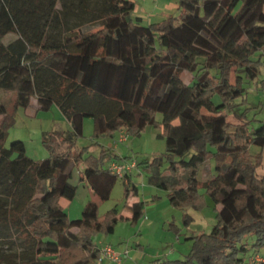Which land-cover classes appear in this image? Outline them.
Instances as JSON below:
<instances>
[{"label":"trees","instance_id":"obj_1","mask_svg":"<svg viewBox=\"0 0 264 264\" xmlns=\"http://www.w3.org/2000/svg\"><path fill=\"white\" fill-rule=\"evenodd\" d=\"M135 9L134 0H0V89L14 95L13 109L0 101V264L99 261L92 236L111 233L118 211L100 218L90 200L71 219L61 199L77 193L72 166L85 161L82 180L101 200L119 179L127 198L138 185L106 167L129 157L103 149L84 159L75 148L86 117L96 137L162 127L165 152L143 162L148 183L182 209L202 207L200 185L221 204L211 231L191 236L185 258L150 264H258L245 256L264 250L263 155L251 153L264 147V120L243 106L251 84L264 83V0H178V13L148 24ZM76 29L83 32L71 36ZM33 102L59 106L71 126L59 133L66 151L49 145L50 155L35 160L24 141L7 145L15 110ZM211 160L215 174L200 181ZM131 209L135 222L144 202Z\"/></svg>","mask_w":264,"mask_h":264},{"label":"rangeland","instance_id":"obj_2","mask_svg":"<svg viewBox=\"0 0 264 264\" xmlns=\"http://www.w3.org/2000/svg\"><path fill=\"white\" fill-rule=\"evenodd\" d=\"M136 9L134 16L143 18L145 24L161 21L170 14L178 13L174 5L166 7L170 0H134ZM175 0H172V2ZM166 7V8H165ZM164 14L161 11H164ZM85 29V30H84ZM88 31L87 28H83ZM82 29H76L65 34L74 36L82 33ZM14 37L9 33L6 41ZM264 77L262 73L261 78ZM188 80L190 75H186ZM246 103L243 109L249 106V118L264 120V87L253 82L247 93ZM14 95L12 92L0 89V101L5 102L13 109ZM35 101V99H34ZM15 123L9 128L7 145L13 141L22 140L25 143L26 153L31 158L38 160L50 155L49 145L55 152L66 151V144L62 141V131L70 129V123L62 113L57 104L50 109H37L36 102H33L28 109L18 107L15 110ZM157 119L161 120L162 115L158 114ZM229 119L236 122L233 114ZM1 121V117H0ZM177 122V121H176ZM162 127L148 125L140 134L129 135L128 140L115 142L118 132L114 136H95V123L92 117H86L83 125V135L76 140L75 148L84 150V159L88 155L100 157L102 150L118 154L120 157H129L136 162L128 174L131 180L138 185V194L125 195V185L122 179L115 184L111 196L107 200H101L89 187L86 181L82 180V171L85 169V161L75 163L72 166L70 181L77 186V193L73 199L62 198L61 203L71 219L81 217L84 206L90 200L98 203V214L100 218L107 216L114 208L118 211V221L111 233L104 231L94 233V243L100 246L112 245L117 251L123 254L121 264H150L158 258L162 259H183L193 247L191 236L203 232H210L216 223V208L221 204L211 197L200 185L199 194L203 196L204 204L200 208L186 207L185 209L172 205L169 201L168 191L148 183L143 162L152 160L155 155L162 154L166 150V139L162 135ZM125 137V135L123 136ZM115 143L118 146L115 148ZM251 153L256 155L262 153V165L257 169L258 175H264V147L253 145ZM109 162L106 163V166ZM215 174L214 161H207L201 167L198 174L200 181H205ZM144 202L143 215L137 220L131 219L132 209L129 202L133 199ZM186 214L191 216L186 220ZM75 232H79L76 228ZM5 252H16L19 248ZM259 254L264 258V250L259 253L250 251L245 257L252 261V258ZM103 264H117L104 261ZM258 264H264V261Z\"/></svg>","mask_w":264,"mask_h":264},{"label":"built area","instance_id":"obj_3","mask_svg":"<svg viewBox=\"0 0 264 264\" xmlns=\"http://www.w3.org/2000/svg\"><path fill=\"white\" fill-rule=\"evenodd\" d=\"M122 131L124 132L120 134L119 141L122 140V138L126 141L128 135L125 130ZM124 135L125 137H123ZM106 167L109 169L111 173L117 175L119 178H123L134 167H136V162L132 160H111ZM122 258H123V254L117 251L112 245L101 246V257L96 264H103L105 260L109 262L121 264ZM252 261L255 263H259L261 261H264V258L259 254H256L252 258Z\"/></svg>","mask_w":264,"mask_h":264},{"label":"crops","instance_id":"obj_4","mask_svg":"<svg viewBox=\"0 0 264 264\" xmlns=\"http://www.w3.org/2000/svg\"><path fill=\"white\" fill-rule=\"evenodd\" d=\"M171 2L169 3V5H166V7H168V6H171L172 4L174 5V7H175V9H178V0H175V1H173L172 2V0H170ZM165 7V8H166ZM166 9H164V11H161L163 14H164V12H166L165 11ZM165 18V17H164ZM163 18V19H164ZM261 78V77H260ZM264 78V77H263ZM263 78H261V79H263ZM256 83H259V85L261 86V87H264V83L262 82V81H258V82H256ZM70 129H71V126H70ZM69 130V129H68ZM124 131H121V132H118V138H116L115 139V142H118L119 141V138H120V134H122ZM128 138H129V136L127 137V140H128ZM118 146V144H116L115 143V148ZM135 201H138L137 200V198H135V199H133L132 201H130L129 202V206L131 207L132 206V204L135 202ZM74 231H76V228L74 229Z\"/></svg>","mask_w":264,"mask_h":264}]
</instances>
